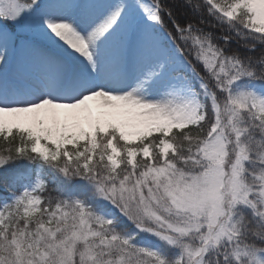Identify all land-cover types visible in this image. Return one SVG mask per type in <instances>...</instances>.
<instances>
[{"label": "snow or ice", "instance_id": "6c2138e0", "mask_svg": "<svg viewBox=\"0 0 264 264\" xmlns=\"http://www.w3.org/2000/svg\"><path fill=\"white\" fill-rule=\"evenodd\" d=\"M0 264H264V0H0Z\"/></svg>", "mask_w": 264, "mask_h": 264}, {"label": "trees", "instance_id": "16d2710c", "mask_svg": "<svg viewBox=\"0 0 264 264\" xmlns=\"http://www.w3.org/2000/svg\"><path fill=\"white\" fill-rule=\"evenodd\" d=\"M169 2L172 3L176 7L177 11H179L182 0H169Z\"/></svg>", "mask_w": 264, "mask_h": 264}]
</instances>
